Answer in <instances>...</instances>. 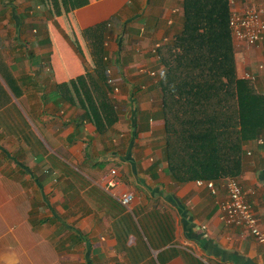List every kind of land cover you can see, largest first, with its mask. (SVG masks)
Masks as SVG:
<instances>
[{"label": "crops", "instance_id": "crops-1", "mask_svg": "<svg viewBox=\"0 0 264 264\" xmlns=\"http://www.w3.org/2000/svg\"><path fill=\"white\" fill-rule=\"evenodd\" d=\"M182 1L0 0V261L40 264L53 231L75 264H264V244L219 220L222 180L167 173L152 48L181 30ZM252 4L264 9L230 8ZM121 13L127 32L110 37ZM243 45L239 71L264 94V41ZM242 149L237 180L264 230V132Z\"/></svg>", "mask_w": 264, "mask_h": 264}, {"label": "trees", "instance_id": "trees-1", "mask_svg": "<svg viewBox=\"0 0 264 264\" xmlns=\"http://www.w3.org/2000/svg\"><path fill=\"white\" fill-rule=\"evenodd\" d=\"M182 12L181 30L158 49L154 86L167 173L176 183L237 179L242 146L264 132V94L237 76L229 0H183Z\"/></svg>", "mask_w": 264, "mask_h": 264}, {"label": "built area", "instance_id": "built-area-1", "mask_svg": "<svg viewBox=\"0 0 264 264\" xmlns=\"http://www.w3.org/2000/svg\"><path fill=\"white\" fill-rule=\"evenodd\" d=\"M230 2V1H229ZM233 2H230L232 5ZM229 29L232 38L248 47H259L264 41V9L252 5L246 8L237 9L234 6L230 8ZM167 39L154 44L152 53L159 60L158 49ZM106 84L111 88L112 93L117 94L119 88L117 81L111 76L110 69L106 71ZM153 76L154 73H151ZM245 79L254 80V77L245 74ZM104 181L106 186L112 188L115 186V171L110 172ZM199 185L205 184L210 191L214 193V188L210 182L197 181ZM223 187L226 191L227 198L219 206V220L227 226L242 228L248 232L251 237L264 244V230L260 227L259 218L253 209V206L246 200L239 181L235 178H227L223 181ZM131 193H123L119 196L118 201L128 208L133 200Z\"/></svg>", "mask_w": 264, "mask_h": 264}, {"label": "rangeland", "instance_id": "rangeland-1", "mask_svg": "<svg viewBox=\"0 0 264 264\" xmlns=\"http://www.w3.org/2000/svg\"><path fill=\"white\" fill-rule=\"evenodd\" d=\"M230 1V0H229ZM231 2L234 3V0H231ZM135 3H132V6ZM253 5V4H252ZM252 5H248L245 6L243 8L252 6ZM125 13V12H124ZM121 13V15L118 17V19L115 20V22H111L110 23V28L109 33H110V37H113L114 34H120L122 35V33H125V31L127 32V30H123L122 28V22L124 21V17L123 14ZM179 30L175 29V31L173 32L172 35H176L178 34ZM135 33V32H133ZM171 36V35H170ZM119 37L124 38L122 36L119 35ZM232 41V46H233V51H234V63H235V68H236V73L237 76L239 77H243L244 75L243 72L240 73L239 68H240V60H237V54H243L247 51V48L241 44L236 42L233 38H231ZM126 41H124L123 43L125 44ZM142 42V41H141ZM142 48V47H140ZM142 50V49H140ZM248 68H246L247 70ZM119 99H117L116 101H118ZM159 100V99H158ZM128 111V109H127ZM126 113V109L122 110L119 112V114H123ZM102 183V182H101ZM101 210V209H100ZM103 212V211H102ZM101 214V211L98 213V215ZM49 246L46 249V251L43 252V256L39 257L40 260L39 262H41L40 264H75L78 263V259L77 256H79V253H74L73 250V240H69L67 237V234L58 238L56 235H54L53 231H49ZM65 244V245H64ZM69 245V246H66ZM66 250V251H64ZM0 264H11V262L6 263L3 261H0ZM12 264H17V262L14 260Z\"/></svg>", "mask_w": 264, "mask_h": 264}]
</instances>
